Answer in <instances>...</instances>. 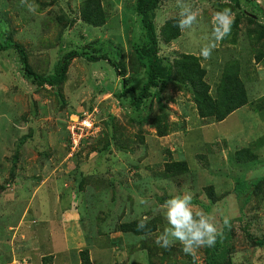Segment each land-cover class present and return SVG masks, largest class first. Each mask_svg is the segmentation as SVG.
Returning a JSON list of instances; mask_svg holds the SVG:
<instances>
[{
  "label": "rangeland",
  "instance_id": "rangeland-1",
  "mask_svg": "<svg viewBox=\"0 0 264 264\" xmlns=\"http://www.w3.org/2000/svg\"><path fill=\"white\" fill-rule=\"evenodd\" d=\"M84 1L29 0L36 6L32 13L21 0H0V36L24 44L40 73L52 72L65 52L77 48L121 58L130 83L140 87L146 71L133 65L147 32L137 0H102L107 20L96 27L82 19ZM184 2L200 16L170 41L164 26L180 19L177 0L156 5L160 54L171 61L185 52L198 55L213 94L225 66L236 62L250 101L220 122L201 118L193 92L171 82L153 96L159 98L153 114L165 112L170 127L159 136L150 118L136 117L107 60L76 57L62 85L40 86L24 76L16 50H0V264H50L43 258L51 253L55 264H81L86 247L93 264H194L179 242L169 249L155 243L168 226L162 206L185 191L192 193L195 210L215 214L218 227L231 217V229H224L233 264H264V245L256 243L264 241V200L236 188L238 181L264 173V44L252 40L248 27L255 25L247 19L254 16L264 25V0ZM225 3L235 7L239 26L205 60L200 50ZM260 138L255 167L241 166L236 150ZM181 159L188 161V172L166 176L165 163ZM210 186L221 196L217 202ZM134 219L157 220L158 227L146 235L120 230ZM206 248L197 250L195 264H207Z\"/></svg>",
  "mask_w": 264,
  "mask_h": 264
},
{
  "label": "trees",
  "instance_id": "trees-1",
  "mask_svg": "<svg viewBox=\"0 0 264 264\" xmlns=\"http://www.w3.org/2000/svg\"><path fill=\"white\" fill-rule=\"evenodd\" d=\"M57 0H51V3ZM236 3L239 0H233ZM159 0H137L136 9L140 16L144 29L147 32V42L141 45L139 50H136V62L133 65L137 70L138 66L144 67L146 71V80L140 87H137L126 76V65L121 58L111 57L107 53L100 55L91 54L85 50L77 48L70 49L65 52L63 56L56 62L54 69L50 73H40L36 71L30 61L29 53L24 44L19 41H14L12 36H0V50H16L24 69V76L32 82L40 86L50 85L52 87H59L67 78V72L70 64L76 57H83L91 62H98L100 60H107L115 69L116 73L121 77L122 94L125 100L130 102V105L135 110L145 114L134 112L137 118H141V122L145 120H152L153 126L157 130L159 136H166L170 132L169 123L166 122L168 115L163 112L160 114L154 113L155 101L159 98L153 96H160V92L166 88L171 82H176L180 86L187 87L193 92L194 101L198 115L203 119H211V121L220 122L225 120L231 113L248 104L250 96L241 77L240 71L237 68L236 62H231L225 66L216 91L212 93V86L207 79L208 71L202 64L198 55L193 53H182L175 57L173 61L160 54L159 38L156 31L155 8ZM229 7L235 10V7L230 4H223L222 8ZM82 19L91 26H102L107 20V13L104 10L102 0H85L81 9ZM65 14L59 16V20L64 19ZM250 25H255L254 28L248 27V33L252 40L263 41L264 44V25L256 21L254 16L247 17ZM179 19H171L164 26L165 39L167 41L173 40L180 36L181 31L176 27ZM240 19H237L233 26H239ZM255 34V35H253ZM263 52L260 53V56ZM259 56V57H260ZM154 88H159L157 91H152ZM147 99L150 103L145 106ZM261 141V138L253 144L240 147L235 152V157L244 167L254 168L256 161L260 157L255 150V144ZM108 146L105 150L108 151ZM164 174L166 176H175L184 174L189 170V163L186 159L172 160L165 163ZM237 191L243 194H250L264 200V173L252 178L251 180L238 181L236 185ZM212 202H217L221 196L217 195L213 186L208 188ZM240 195V194H239ZM167 198V197H164ZM249 198V196H246ZM141 219H134L131 221L122 222L119 225L123 232H132L135 235H146L155 231L158 227L157 220H152L146 223L147 227L143 231H137V224ZM1 221V219H0ZM222 238H218L215 247L206 248V262L207 264H233L232 249L227 244L230 239L229 233L225 229ZM259 245H264L261 239L256 241ZM54 258V257H53ZM51 255L44 256L43 261L46 263L50 260L53 264ZM81 264H93L88 247L80 251ZM148 264H154L151 260Z\"/></svg>",
  "mask_w": 264,
  "mask_h": 264
},
{
  "label": "clouds",
  "instance_id": "clouds-1",
  "mask_svg": "<svg viewBox=\"0 0 264 264\" xmlns=\"http://www.w3.org/2000/svg\"><path fill=\"white\" fill-rule=\"evenodd\" d=\"M21 4L35 13L36 6L29 0H21ZM180 8V19L176 25L183 32L185 29H192L200 16V10L194 9L191 4L184 0H177ZM234 23V13L231 8L225 7L214 13L212 17V32L208 42L200 50V56L205 60L210 59L213 50L217 45L231 34ZM193 195L185 191L180 195H173L166 200L162 206L165 209V219L167 227L156 237L157 246L169 249L176 242L182 245V250L186 255H191L195 264L196 253L202 247H215L218 238L224 235L223 229H231V217H223V228L218 227L214 213L203 210H195L192 203ZM139 203H145L140 200ZM147 227L145 219H141L137 224V231H143Z\"/></svg>",
  "mask_w": 264,
  "mask_h": 264
},
{
  "label": "crops",
  "instance_id": "crops-1",
  "mask_svg": "<svg viewBox=\"0 0 264 264\" xmlns=\"http://www.w3.org/2000/svg\"><path fill=\"white\" fill-rule=\"evenodd\" d=\"M68 218H69V216H67V215H65L64 218L62 217L63 220H66V219H68ZM66 250H68V248H66ZM56 252H57V251H56ZM52 254H53V253H51V255H52ZM55 255H56V254H55ZM54 257H55V256H54ZM54 262H55V260H53V264H55Z\"/></svg>",
  "mask_w": 264,
  "mask_h": 264
}]
</instances>
